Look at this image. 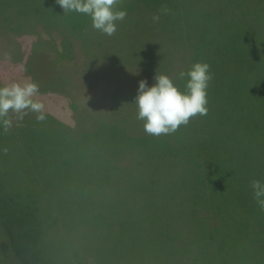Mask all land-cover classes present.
<instances>
[{
	"label": "rangeland",
	"instance_id": "374dc122",
	"mask_svg": "<svg viewBox=\"0 0 264 264\" xmlns=\"http://www.w3.org/2000/svg\"><path fill=\"white\" fill-rule=\"evenodd\" d=\"M170 2L152 4L168 8ZM212 7L224 16L256 11L244 19L253 32L241 23L238 30L244 47L237 82L230 79L237 73L212 66L215 45L202 38L195 47L198 30L189 26L176 25L177 35L139 20L116 21L109 36L92 27L89 15L64 12L56 0H0V86L30 77L40 86L45 116L37 121L29 112L16 121L10 113L18 140L12 148L2 145V135L10 133L0 127V170L10 190L32 195L48 222L56 221L49 231L58 232L61 253L71 252L69 240L76 238L80 252H114V264H264V210L250 187L253 178L264 181V124L257 125L264 123V0ZM155 37L161 40L151 44ZM194 54L213 74L202 117L207 126L201 135L195 127L184 136L180 131L176 140L146 133L137 119L138 82L150 87L164 74L174 83ZM234 105L247 108L246 118L229 123ZM18 125L25 126L20 134L13 130ZM139 157L146 161L136 172ZM176 159L198 171L183 176L173 168ZM157 166L155 182L145 186ZM199 202L210 204L201 222L190 208ZM180 227L186 230L175 238ZM0 264H6L1 254Z\"/></svg>",
	"mask_w": 264,
	"mask_h": 264
},
{
	"label": "trees",
	"instance_id": "16d2710c",
	"mask_svg": "<svg viewBox=\"0 0 264 264\" xmlns=\"http://www.w3.org/2000/svg\"><path fill=\"white\" fill-rule=\"evenodd\" d=\"M160 1L162 0H121V2L116 5L114 10H119L121 8L126 9L127 15L122 21H120L122 24L125 23L126 25H128V23L132 22L133 20H139L143 21L145 23L144 25L148 29L155 28L160 30V27L162 26L164 28H170L177 35H179V33L177 32L178 29L176 25H179L180 27L189 26L190 30H198V32L194 34L198 35L197 39L193 43L195 47H200V41L202 38L205 39L207 44H212V46L215 45L218 48V53L212 59V66L219 69H228L230 72L237 73L238 76H231V78L229 77L231 81L237 82L241 74L242 68L240 59L242 56V48L244 47V45L241 43L243 39L239 34L241 29L240 23L246 33L253 32L251 30L253 26L246 24L244 19L252 16L251 14H255V9L252 10L242 8V13L249 12V15L246 17L243 16V14V17H239V12L237 11L238 13H236L235 9V11L231 10L224 16L223 12L212 7V4L213 2L222 3V1L224 2L225 0H201L203 3H199L200 0H170L171 6L168 8L155 7L152 4V2L157 3ZM242 3L243 2H241V4ZM243 4L249 3L244 2ZM177 12H179L178 15ZM181 13L184 14V17L182 18L180 16ZM236 17L238 18L234 19ZM240 18L242 21H240ZM8 28L11 29L13 33L18 32L17 27L12 26ZM189 34L181 35L179 37L180 42L185 43L186 40L189 39ZM88 35H90V33H88ZM159 40H161V37L152 38L151 44L153 41L158 42ZM152 49L156 51L159 50V48L156 49V47ZM197 57L198 56L195 54L192 55L189 66H186V70L183 71L184 73H187L192 65L196 63ZM187 80V75L181 77L179 74L175 78L174 85L179 91L183 90L188 92L186 87ZM230 97H232L231 99L236 100V96L233 93ZM246 111L247 108H243L242 105H240L239 108H237L236 105H234V108L232 106L229 107V123L235 121V119L237 120L238 117L239 120H241L243 117L246 118ZM212 113L217 114L219 112ZM203 116L199 114L192 116L188 120L187 124L179 125L174 132L161 135L163 138H166L167 135L171 139L176 140L178 139L177 136L179 137L180 131L184 136V134H189V131L194 127L198 135H201L200 132L204 129L203 125L207 126L206 119L205 122L202 120ZM261 124L264 123H257L258 128L260 129ZM181 126L186 127L181 129ZM24 128L25 126L19 127L18 125V127L14 128L13 130L17 129L19 133V131ZM11 131L12 130L10 129L7 131L10 133V135H7V133L2 135V137H4L2 140V145L4 142H8L12 148L18 139L14 136L15 133H12ZM262 152H264V148L261 149L260 154H264ZM6 154L9 156L11 155L8 153ZM145 161L146 159H141L139 157L137 166L135 168L136 172H138L140 169H144L142 165ZM159 166L151 169L149 178L144 181L145 186L155 182L153 180L156 178V173L160 170H157ZM173 166L175 171H179L181 174H183V176L186 177H188V175H185L183 172L189 173L198 171L195 166L192 167L191 161L189 160L181 161L180 159H176ZM115 169H113L112 172H116ZM5 176L6 175L4 172L0 170V254L2 255L6 264H80V259H84V264L115 263V258L112 260V256L114 255V252L112 251L107 253L105 257H103V255L99 256L98 253L95 254L93 252H80L76 238H74L72 241L69 240L71 243V252L61 253L57 246V238L59 235L58 232L55 230V228L51 232L49 231L51 227L55 226L56 221L54 220L51 223L48 222L47 219L50 216L47 215L40 203L38 204L32 199V195L22 196V192L18 193L17 191L10 190L6 181L7 178ZM119 177L124 179L125 175L123 176L121 172ZM181 194L183 197H186L184 192ZM203 205L207 211V215L202 213L205 211L202 209ZM196 206L197 207L193 205V207H190L193 212L192 214L194 216L197 215L199 222H201L202 219L203 221L206 220L209 214L208 208H210V204L206 205L199 202L196 204ZM213 226L217 227V225ZM198 229L201 230L202 227L199 226ZM184 230L186 229L180 227L176 229L172 235H174L176 238L177 236L182 235ZM49 235L51 239H56V244L53 246L51 245V239L49 238ZM71 236L73 238V235ZM116 253L117 252L115 251V255Z\"/></svg>",
	"mask_w": 264,
	"mask_h": 264
},
{
	"label": "clouds",
	"instance_id": "9594fccd",
	"mask_svg": "<svg viewBox=\"0 0 264 264\" xmlns=\"http://www.w3.org/2000/svg\"><path fill=\"white\" fill-rule=\"evenodd\" d=\"M120 2L121 0H56L64 12L75 11L89 15L92 27L109 36L116 31L115 22L122 21L127 15L126 9L114 10ZM185 75L188 77L187 94L180 92L164 74L156 75V82L150 87L146 80L138 82L137 119L144 121L146 133L168 134L174 132L179 125L187 124L192 116L207 115V88L213 79L210 65L196 62L187 73H180L181 77ZM39 96L40 86L30 77L23 82L14 81L0 86V127L7 132L13 126L10 113L14 114L16 121L22 120L29 112L36 114L37 121H43V103L38 99ZM250 187L253 199L264 210V199H261L264 197V181L253 178ZM225 191L226 188L223 192Z\"/></svg>",
	"mask_w": 264,
	"mask_h": 264
},
{
	"label": "crops",
	"instance_id": "0c3cea01",
	"mask_svg": "<svg viewBox=\"0 0 264 264\" xmlns=\"http://www.w3.org/2000/svg\"><path fill=\"white\" fill-rule=\"evenodd\" d=\"M184 198H186V197H184ZM187 199V198H186ZM197 207V206H196ZM203 207H204V205H203ZM205 210V209H204Z\"/></svg>",
	"mask_w": 264,
	"mask_h": 264
}]
</instances>
